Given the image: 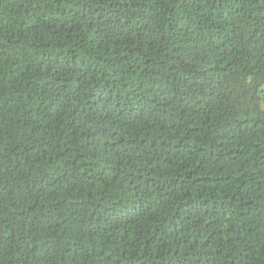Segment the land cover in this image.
Instances as JSON below:
<instances>
[{
	"label": "trees",
	"instance_id": "16d2710c",
	"mask_svg": "<svg viewBox=\"0 0 264 264\" xmlns=\"http://www.w3.org/2000/svg\"><path fill=\"white\" fill-rule=\"evenodd\" d=\"M0 264H264V0H0Z\"/></svg>",
	"mask_w": 264,
	"mask_h": 264
}]
</instances>
